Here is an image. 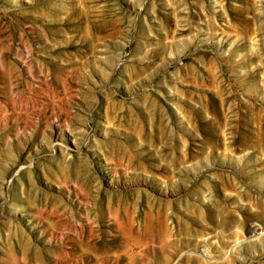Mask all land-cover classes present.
Wrapping results in <instances>:
<instances>
[{
    "label": "rangeland",
    "instance_id": "rangeland-1",
    "mask_svg": "<svg viewBox=\"0 0 264 264\" xmlns=\"http://www.w3.org/2000/svg\"><path fill=\"white\" fill-rule=\"evenodd\" d=\"M117 224L106 264H264V0H0V264Z\"/></svg>",
    "mask_w": 264,
    "mask_h": 264
},
{
    "label": "bare ground",
    "instance_id": "bare-ground-1",
    "mask_svg": "<svg viewBox=\"0 0 264 264\" xmlns=\"http://www.w3.org/2000/svg\"><path fill=\"white\" fill-rule=\"evenodd\" d=\"M117 227L120 229V234L115 235L111 233L110 238L106 237L100 229L94 228H92L88 234L79 235L80 238L78 239L81 243L89 247H96V251L94 252L96 256L95 260H93L90 255L74 252L73 248H70V253L68 252L67 255L69 258L76 257L82 263L91 260L94 261L95 264H106L109 260L116 258V255H118L122 249L127 248L133 250L134 248L135 250V248L144 249L146 247V242L141 237H138L137 233L128 231L127 227L122 224H117ZM100 249L103 252H101Z\"/></svg>",
    "mask_w": 264,
    "mask_h": 264
}]
</instances>
